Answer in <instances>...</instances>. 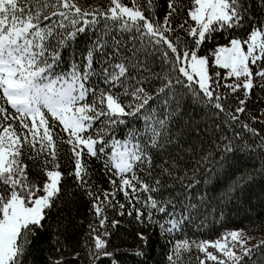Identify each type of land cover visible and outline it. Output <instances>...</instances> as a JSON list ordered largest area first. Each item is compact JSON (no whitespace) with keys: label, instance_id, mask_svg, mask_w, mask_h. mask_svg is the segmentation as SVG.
<instances>
[{"label":"snow or ice","instance_id":"6c2138e0","mask_svg":"<svg viewBox=\"0 0 264 264\" xmlns=\"http://www.w3.org/2000/svg\"><path fill=\"white\" fill-rule=\"evenodd\" d=\"M257 88L264 0H0V264H123L125 222L159 264H264L220 219L264 180Z\"/></svg>","mask_w":264,"mask_h":264},{"label":"trees","instance_id":"16d2710c","mask_svg":"<svg viewBox=\"0 0 264 264\" xmlns=\"http://www.w3.org/2000/svg\"><path fill=\"white\" fill-rule=\"evenodd\" d=\"M257 96H264V93L260 92L258 88L253 92V100H256ZM261 109H264V100L257 101L255 105L250 107L249 113L251 116H255L257 121H264V118L260 117ZM253 126L258 129H264V123H254ZM81 210L85 213L87 212L86 209ZM222 210L224 215L220 219L226 227L243 228L249 235L257 239L264 238V180L258 177L254 184L249 185L239 194V199L227 203ZM81 219H84V217H81ZM83 227L86 231V219ZM215 227L219 231H223L219 225H215ZM140 230L145 229L125 222L117 235L112 237V247L119 249L114 254L115 257L123 261V264H159V261L162 259V242H153L151 247L144 249L146 253L144 257L134 254V250L142 245V242L136 236V232ZM261 232L263 235L258 236ZM109 250L112 249L110 248ZM62 254L65 257H70L71 251H65ZM71 264H79V262L72 260ZM98 264H110V258H102Z\"/></svg>","mask_w":264,"mask_h":264},{"label":"rangeland","instance_id":"374dc122","mask_svg":"<svg viewBox=\"0 0 264 264\" xmlns=\"http://www.w3.org/2000/svg\"><path fill=\"white\" fill-rule=\"evenodd\" d=\"M260 117H261V118H264V112H261V113H260ZM261 235H263V233H262V232H261V233H259V235H258V236H261Z\"/></svg>","mask_w":264,"mask_h":264}]
</instances>
